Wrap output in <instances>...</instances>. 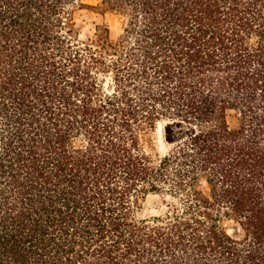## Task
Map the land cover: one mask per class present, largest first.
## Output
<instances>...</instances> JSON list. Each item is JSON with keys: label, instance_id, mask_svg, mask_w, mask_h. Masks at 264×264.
Returning a JSON list of instances; mask_svg holds the SVG:
<instances>
[{"label": "trees", "instance_id": "1", "mask_svg": "<svg viewBox=\"0 0 264 264\" xmlns=\"http://www.w3.org/2000/svg\"><path fill=\"white\" fill-rule=\"evenodd\" d=\"M0 264H264V0H0Z\"/></svg>", "mask_w": 264, "mask_h": 264}, {"label": "rangeland", "instance_id": "2", "mask_svg": "<svg viewBox=\"0 0 264 264\" xmlns=\"http://www.w3.org/2000/svg\"><path fill=\"white\" fill-rule=\"evenodd\" d=\"M89 5H96L98 0H81ZM106 22L109 25L111 37L117 39L125 26L126 18L115 12L101 13L91 8L77 9L75 13V23L80 35L85 37L91 35L94 32L95 24L100 22ZM162 133L158 132V126L151 137L153 140V146L156 153L160 156L165 155L170 145L164 140L163 127ZM162 134V135H161ZM173 203V197L168 194H149L143 200L141 207L137 211V217L139 219H153L155 217H163L169 211V204Z\"/></svg>", "mask_w": 264, "mask_h": 264}, {"label": "bare ground", "instance_id": "3", "mask_svg": "<svg viewBox=\"0 0 264 264\" xmlns=\"http://www.w3.org/2000/svg\"><path fill=\"white\" fill-rule=\"evenodd\" d=\"M162 126H163L162 124L158 125V129H157V131L160 132V133H162ZM161 135H162V134H161Z\"/></svg>", "mask_w": 264, "mask_h": 264}]
</instances>
